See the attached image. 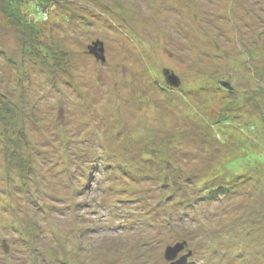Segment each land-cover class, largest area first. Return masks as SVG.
Here are the masks:
<instances>
[{"label":"rangeland","instance_id":"374dc122","mask_svg":"<svg viewBox=\"0 0 264 264\" xmlns=\"http://www.w3.org/2000/svg\"><path fill=\"white\" fill-rule=\"evenodd\" d=\"M13 2L40 45L0 13L31 165L0 120V264H264V0Z\"/></svg>","mask_w":264,"mask_h":264},{"label":"trees","instance_id":"16d2710c","mask_svg":"<svg viewBox=\"0 0 264 264\" xmlns=\"http://www.w3.org/2000/svg\"><path fill=\"white\" fill-rule=\"evenodd\" d=\"M43 2H47V0H40ZM18 6V2L15 3L13 0H0V13L3 15L5 20H7V23L11 26H15L18 29V33L20 34V43L22 46H27L28 48H31L35 52L39 49L40 43H38L39 39L37 34V28L36 25H33V23L29 22L24 14L17 13L16 8ZM38 8H36L37 10ZM16 11V12H15ZM34 32L36 34H34ZM39 51V50H38ZM37 53L39 54V52ZM0 100V120L4 124V157L7 163L8 168H14L17 172L24 174L26 169L30 167L31 165H28L29 162H27V159L24 157H21L19 154V148L22 144V141L24 140V132L16 130L14 132H11L9 135L8 132V126L10 123H12L15 120L14 112L8 105L1 104Z\"/></svg>","mask_w":264,"mask_h":264},{"label":"water","instance_id":"95a60500","mask_svg":"<svg viewBox=\"0 0 264 264\" xmlns=\"http://www.w3.org/2000/svg\"><path fill=\"white\" fill-rule=\"evenodd\" d=\"M88 50L89 53L94 56L97 60H101L102 62L104 61V56L102 54V45L101 43L98 42H93L90 46H88ZM164 75L166 76V81L168 83V85H174V80H177L174 76H172L171 74H167V72H163ZM183 245L180 244H176L175 248H167L164 258L168 259V260H173L174 255L176 254L177 251L182 250ZM188 256H190L189 253H187V255L185 256H181L179 257L178 260H176V262L170 263V264H187L188 261Z\"/></svg>","mask_w":264,"mask_h":264}]
</instances>
